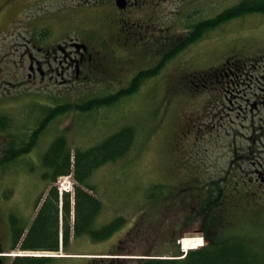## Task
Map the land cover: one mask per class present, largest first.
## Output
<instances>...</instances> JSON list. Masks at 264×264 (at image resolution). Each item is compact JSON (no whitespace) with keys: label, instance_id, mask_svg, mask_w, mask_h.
<instances>
[{"label":"rangeland","instance_id":"1","mask_svg":"<svg viewBox=\"0 0 264 264\" xmlns=\"http://www.w3.org/2000/svg\"><path fill=\"white\" fill-rule=\"evenodd\" d=\"M239 1L202 0L197 6L191 2L185 6L186 0L180 2H184L183 6L197 22V16L198 20L214 16ZM112 9L110 4L105 6L107 16ZM96 15L91 17V22L97 23L99 14ZM112 27L101 30L111 35ZM4 28L9 29L8 24ZM181 30L176 24L172 31ZM107 38L110 37L107 35ZM120 48L116 52L118 65L124 55H128ZM263 55L264 14H250L211 31L197 45L168 63L157 77L147 79L136 94L117 105L88 114L72 112L54 119L30 153L5 168L0 165V256H14L21 244L20 241L11 249V216L20 226H27V230L35 215L36 200L43 194L44 201L56 183L46 185L44 173L48 170L42 165L43 154L52 140L64 134L73 153L74 148L91 147L126 125L136 130V144L128 156L96 169L87 180L102 206L93 227L99 229L120 216L126 219L125 225L104 241L96 242L89 235H80L71 242V236L67 253L73 257L58 258L49 264H92L90 259L108 252L105 258L111 260L100 264H139L138 259L146 257H173L180 251L174 245V237L178 234L180 240L200 237L201 223H182L196 194L176 197L172 203L167 202L168 206L155 203L150 207L148 192L161 183L169 184L171 191H178L185 187L190 189L197 180L217 182L218 188L224 190L222 199L232 203L229 209L236 206L227 233L246 235L256 245L264 246V61L261 68L252 72V78L245 77L240 84H232L227 98L215 95L208 100V95L190 96L178 81L192 75L199 77L200 72L210 68L222 66L225 71L229 67L224 60L248 62L254 56L260 59ZM150 57L148 54L141 58L133 56L135 61L128 64L129 70L132 72L136 64L153 66L155 59ZM131 72H124L123 78L129 79ZM11 92L12 98L0 105V113L11 118L5 135L8 142L15 140L17 145L26 141V133L37 125L43 115L42 107H54L56 101L81 104L92 98L49 100L45 95L33 96L34 91L29 86ZM4 153L0 151V158ZM203 200L201 195L196 203L202 206ZM146 209L152 212L146 220H141V213ZM12 261V257H0V264Z\"/></svg>","mask_w":264,"mask_h":264},{"label":"trees","instance_id":"2","mask_svg":"<svg viewBox=\"0 0 264 264\" xmlns=\"http://www.w3.org/2000/svg\"><path fill=\"white\" fill-rule=\"evenodd\" d=\"M264 14V0H240L237 4L229 6V8L222 10L218 14L198 20L194 23H189L188 28L190 33L182 38L173 40L174 48L166 49V55L154 54L156 50L145 52L141 56L149 55L150 58L156 59L157 63L153 68L145 69L144 66L137 65L136 69H141L138 72L135 70V75L128 82L124 89L116 90L114 92H107L100 95L90 96L92 98L84 101L83 103H63L55 102L54 107H42L40 112L43 115L36 122L37 125L33 128L26 141H20V144H15V140L11 141V147L0 158V165L5 168L7 165L16 162L22 156L31 152L35 148L43 135L44 131L48 129L53 120L58 117L76 113H94L98 109L104 107H113L123 101L126 97L132 96L138 92L147 79L157 77V75L165 69L167 64L176 59L178 55L182 54L187 48L195 46L200 40L207 37L211 31H215L219 27L229 24L244 16L250 14ZM262 56H260L261 59ZM125 58V57H124ZM254 56L248 62L236 61L229 62L224 60L229 68L222 71L220 69L210 68L205 72L202 71L200 76H190L189 78L183 77L178 80L179 84H183L182 89L187 91L190 96L198 97L200 94L208 95L206 97L211 100L212 96H221L227 98L229 96L232 84H240L245 77L252 78L253 71L263 63ZM135 61V59L128 56L124 59L122 65L129 68L128 64ZM251 63V64H250ZM229 64V65H228ZM248 70V71H247ZM131 71V70H130ZM134 71V70H133ZM244 72V73H243ZM115 73L118 71L115 70ZM207 81H209L207 84ZM204 85H198V83ZM187 84V85H186ZM207 93V94H206ZM197 99V98H196ZM60 103L61 105H59ZM57 104V105H56ZM10 119L6 116H0V129L8 130ZM198 129V127H197ZM64 133V132H63ZM136 144V130L134 126L126 125L125 127L117 129L106 138L99 141L95 145L81 149L74 148L70 145L67 137L62 134L55 137L50 146L43 154V166L48 170L44 173L47 179V186L53 184L58 177L64 176L71 172L73 166V175L76 182L74 187V222L71 225V197L69 194L63 195L61 204V218L62 224L60 225L59 219V197L57 187H53L48 191L43 204L40 206L38 213L34 218V222L28 229V233L24 237L20 250L25 251H50L57 252L62 244V250L66 252L70 244V236L73 231V237L76 238L80 235H89V237L96 242L110 239L117 230H119L126 223L123 216L116 217L108 224L96 229L93 227L102 206L101 201L92 195L87 189L94 190L92 185L88 184V179L93 175L96 169L107 165V163H115L128 156L130 149ZM72 159V162H71ZM186 168V166H185ZM193 169L192 167H188ZM192 187L179 189L178 191L170 190L169 184L167 186L161 184L154 185L148 192L147 200L151 205H163L171 202L174 198H180L183 195H194V200L191 201L187 217L182 221L183 225H195L196 222L202 223L203 236L206 246L196 251H189L184 259H143L138 260L139 264H264V246L256 245L251 238H247L243 234L227 233V227L232 225L231 213L236 209V206L230 210V201L222 199L224 190L218 188L217 182H208L207 180H197ZM168 189V190H166ZM156 192V193H155ZM157 194V195H156ZM201 195L204 196V205L196 203ZM41 196L35 204V207L41 201ZM191 199V198H189ZM197 199V200H196ZM170 203V205H171ZM165 207V206H164ZM149 208V207H148ZM163 209V208H162ZM145 210V209H143ZM142 213V220H146L151 214L148 209ZM162 211V210H160ZM11 231H13V249L19 243V240L24 234L25 227L18 226V220L14 217L10 218ZM232 229V227H229ZM129 230L128 233H130ZM61 233V234H60ZM60 236V240H59ZM180 238V235L174 237V245ZM134 240V237H133ZM119 253V252H116ZM149 253V252H148ZM151 256V255H147ZM180 257L178 251L173 257ZM53 258H40V257H16L10 264H49ZM94 264L97 262L93 261Z\"/></svg>","mask_w":264,"mask_h":264},{"label":"flooded vegetation","instance_id":"3","mask_svg":"<svg viewBox=\"0 0 264 264\" xmlns=\"http://www.w3.org/2000/svg\"><path fill=\"white\" fill-rule=\"evenodd\" d=\"M180 1L0 0V104L12 98V90L28 86L34 95L49 100L124 89L133 75L123 78L124 72L131 71L122 65L124 60L116 63L117 50L122 47L128 53L125 58L153 50L166 55L165 49L174 48V39L191 32L188 26L193 16ZM189 2L197 6L202 0H186L185 6ZM108 4L113 9L107 16ZM96 14L99 18L93 23L90 20ZM176 24L182 30L175 33ZM111 25V35L101 30ZM157 62L156 58L154 65ZM136 66L134 75L141 70ZM5 132L0 129V151L6 152L12 140L8 142Z\"/></svg>","mask_w":264,"mask_h":264},{"label":"bare ground","instance_id":"4","mask_svg":"<svg viewBox=\"0 0 264 264\" xmlns=\"http://www.w3.org/2000/svg\"><path fill=\"white\" fill-rule=\"evenodd\" d=\"M168 16V15H167ZM176 30V29H175ZM142 42V41H141ZM139 46V45H138ZM166 50V49H165ZM100 55V54H99ZM247 56V55H246ZM245 58V57H244ZM101 59V57H100ZM104 59V58H103ZM246 59V58H245ZM185 61V60H184ZM250 62V61H249ZM245 63V62H244ZM251 64V63H250ZM149 66V65H148ZM176 70V69H175ZM248 71V70H247ZM244 73V72H243ZM180 76V75H179ZM252 80V79H251ZM232 144V143H231ZM228 196V195H227ZM235 202V201H234ZM181 244L183 245L182 249L184 251L186 250H190V249H196L200 246L197 238H192V237H185V239H183L181 241ZM13 256V255H12Z\"/></svg>","mask_w":264,"mask_h":264},{"label":"built area","instance_id":"5","mask_svg":"<svg viewBox=\"0 0 264 264\" xmlns=\"http://www.w3.org/2000/svg\"><path fill=\"white\" fill-rule=\"evenodd\" d=\"M64 184H65V182L62 185H64Z\"/></svg>","mask_w":264,"mask_h":264},{"label":"water","instance_id":"6","mask_svg":"<svg viewBox=\"0 0 264 264\" xmlns=\"http://www.w3.org/2000/svg\"><path fill=\"white\" fill-rule=\"evenodd\" d=\"M119 6H120V4H119ZM59 255H61V253Z\"/></svg>","mask_w":264,"mask_h":264}]
</instances>
